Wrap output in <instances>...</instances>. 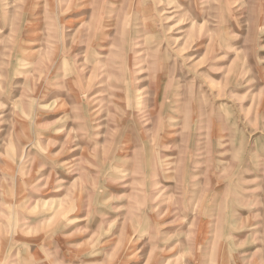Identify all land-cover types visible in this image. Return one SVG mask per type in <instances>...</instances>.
Returning a JSON list of instances; mask_svg holds the SVG:
<instances>
[{
  "label": "rangeland",
  "instance_id": "374dc122",
  "mask_svg": "<svg viewBox=\"0 0 264 264\" xmlns=\"http://www.w3.org/2000/svg\"><path fill=\"white\" fill-rule=\"evenodd\" d=\"M166 2L0 0V264H264V0Z\"/></svg>",
  "mask_w": 264,
  "mask_h": 264
},
{
  "label": "bare ground",
  "instance_id": "6f19581e",
  "mask_svg": "<svg viewBox=\"0 0 264 264\" xmlns=\"http://www.w3.org/2000/svg\"><path fill=\"white\" fill-rule=\"evenodd\" d=\"M156 1H157L158 3H160L159 6H161V3H165L166 1H168V2H166V6H165V9H167V10H168V9H172V7H173L172 5L175 4L174 2H169L170 0H165V2H164V0H156ZM199 1H200V0H199ZM199 4L202 6L204 3H203V2H201V3L199 2ZM200 5H199V6H200ZM202 8H203V6L200 7V9H202ZM161 13H162V14H165V13H168V11H167V12H166V11H162ZM169 13H171V12H169ZM169 13H168V14H169ZM168 14H167V15H168ZM171 18H172V17H170V18H168V19L170 20ZM192 25H193V26L196 25L195 22H193ZM201 27H202V26H201ZM201 27H198V28L200 29ZM128 64H129V63H128ZM128 70H129V69H128ZM138 71H140V70H138ZM138 81H140V80H138ZM138 81H137V83H138Z\"/></svg>",
  "mask_w": 264,
  "mask_h": 264
}]
</instances>
